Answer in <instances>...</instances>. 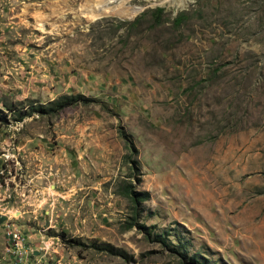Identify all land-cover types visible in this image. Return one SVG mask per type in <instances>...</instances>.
Returning <instances> with one entry per match:
<instances>
[{
  "label": "rangeland",
  "instance_id": "374dc122",
  "mask_svg": "<svg viewBox=\"0 0 264 264\" xmlns=\"http://www.w3.org/2000/svg\"><path fill=\"white\" fill-rule=\"evenodd\" d=\"M0 112V264H264V0H0Z\"/></svg>",
  "mask_w": 264,
  "mask_h": 264
},
{
  "label": "trees",
  "instance_id": "16d2710c",
  "mask_svg": "<svg viewBox=\"0 0 264 264\" xmlns=\"http://www.w3.org/2000/svg\"><path fill=\"white\" fill-rule=\"evenodd\" d=\"M78 100H81L80 96H77V95H75V96L74 95L66 96V97L63 98V100L59 101L56 104V109H60L62 107L71 105L72 103H75ZM15 115L17 116V119L19 120V119H21L23 117L24 114H22L21 112H18ZM1 121H5V116H4V114L2 115V112H0V122ZM132 199H133V201H135V198H132Z\"/></svg>",
  "mask_w": 264,
  "mask_h": 264
},
{
  "label": "bare ground",
  "instance_id": "6f19581e",
  "mask_svg": "<svg viewBox=\"0 0 264 264\" xmlns=\"http://www.w3.org/2000/svg\"><path fill=\"white\" fill-rule=\"evenodd\" d=\"M126 1H128V0H123V2H126ZM184 2L187 3V2H190V0H184ZM184 4H185V3H184ZM184 4H183V5H184ZM101 8H103L104 10H106V8H104V6L99 7V9H101ZM107 8H108V7H107ZM115 8H117V9H116V11H113V13H114V14H117L119 17L124 16V15H128V13L122 9V4L119 5L118 7H115ZM110 13H111V12H110ZM96 15H99V14L94 13V14H90L89 16L93 18V17L96 16Z\"/></svg>",
  "mask_w": 264,
  "mask_h": 264
},
{
  "label": "water",
  "instance_id": "95a60500",
  "mask_svg": "<svg viewBox=\"0 0 264 264\" xmlns=\"http://www.w3.org/2000/svg\"><path fill=\"white\" fill-rule=\"evenodd\" d=\"M157 6H162V4H156Z\"/></svg>",
  "mask_w": 264,
  "mask_h": 264
}]
</instances>
